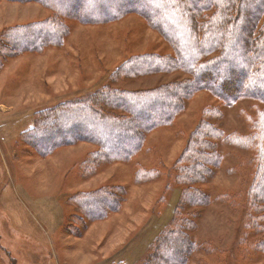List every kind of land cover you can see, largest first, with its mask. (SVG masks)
<instances>
[{
    "label": "rangeland",
    "instance_id": "374dc122",
    "mask_svg": "<svg viewBox=\"0 0 264 264\" xmlns=\"http://www.w3.org/2000/svg\"><path fill=\"white\" fill-rule=\"evenodd\" d=\"M47 9L1 0L0 48L8 42L4 30L38 22L50 14ZM68 24L59 47L16 56L0 49V264H140L176 218L178 225L181 219L188 223L180 226L187 250H180L182 264H264V198L262 187L254 186L264 173L257 169L258 153L237 145L238 138H224L249 135L250 116L264 109L258 100L226 105L201 91L173 125L149 133L131 160L106 163L89 177L78 167L94 144L38 156L24 135L37 113L105 84L144 90L187 76L154 74L112 84L111 75L127 58L173 53L172 46L136 14L102 25ZM205 120L224 134L207 147L217 167L201 183H179V160ZM190 187L200 189L205 204L184 199L195 193ZM105 196L111 209L92 204ZM86 204L92 212L102 208L100 218L84 217Z\"/></svg>",
    "mask_w": 264,
    "mask_h": 264
},
{
    "label": "trees",
    "instance_id": "16d2710c",
    "mask_svg": "<svg viewBox=\"0 0 264 264\" xmlns=\"http://www.w3.org/2000/svg\"><path fill=\"white\" fill-rule=\"evenodd\" d=\"M8 1L37 2L50 11L38 22L4 30L3 37L8 42L0 49L10 50L12 56L59 47L70 33V20L102 25L136 14L162 34L173 53L133 55L115 70L109 82L115 84L125 79L175 72L187 75L182 80L144 90H121L105 84L84 97L37 113L32 129L24 135L39 157L79 142L96 146L79 164L85 177L106 163L131 160L140 152L149 133L173 125L186 109V102L201 91L209 92L226 105L242 98L264 104V0ZM3 67L1 62L0 70ZM254 112L250 116L249 135L243 136L242 141L235 134L224 138H238L237 145L256 150L257 169L263 173L264 109ZM50 119L56 122L50 124ZM199 127L179 160L183 164L182 172L176 176L179 183H201L211 173V166L217 167L214 153L207 147L224 134L209 120ZM202 145L206 146L207 155ZM263 177L254 186L262 187L264 198ZM190 189L195 193L188 198L184 196L185 200L194 205L206 203L200 189ZM98 203L111 209L113 202L105 196L92 204ZM87 207L89 211L84 217L88 220H91L89 217L98 219L104 212L102 208L92 212L93 208ZM177 221L176 218L173 230L158 238L151 254L140 264H182L180 250L185 247L180 241L185 236L180 226L188 223L181 219L178 225Z\"/></svg>",
    "mask_w": 264,
    "mask_h": 264
},
{
    "label": "crops",
    "instance_id": "0c3cea01",
    "mask_svg": "<svg viewBox=\"0 0 264 264\" xmlns=\"http://www.w3.org/2000/svg\"><path fill=\"white\" fill-rule=\"evenodd\" d=\"M12 224V223H11Z\"/></svg>",
    "mask_w": 264,
    "mask_h": 264
}]
</instances>
